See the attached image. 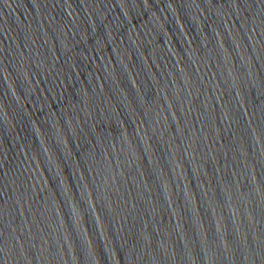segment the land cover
<instances>
[{"label": "water", "instance_id": "95a60500", "mask_svg": "<svg viewBox=\"0 0 264 264\" xmlns=\"http://www.w3.org/2000/svg\"><path fill=\"white\" fill-rule=\"evenodd\" d=\"M0 264H264V0H0Z\"/></svg>", "mask_w": 264, "mask_h": 264}]
</instances>
